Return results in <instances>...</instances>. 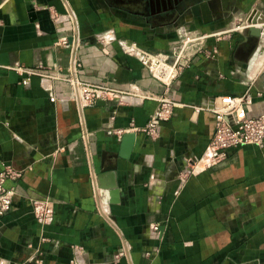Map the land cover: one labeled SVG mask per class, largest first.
Masks as SVG:
<instances>
[{
  "label": "crops",
  "instance_id": "obj_1",
  "mask_svg": "<svg viewBox=\"0 0 264 264\" xmlns=\"http://www.w3.org/2000/svg\"><path fill=\"white\" fill-rule=\"evenodd\" d=\"M206 6L166 25L143 0H0V171L22 172L0 264H264V145L214 167L207 153L223 97L248 92L249 115H264V34L257 50L249 34L251 21L264 33V0ZM183 29L204 51L170 85L119 45L169 54ZM18 67L113 91L85 105L69 81L25 85ZM163 100L172 115L153 139L139 130ZM33 200L53 202L50 222Z\"/></svg>",
  "mask_w": 264,
  "mask_h": 264
},
{
  "label": "built area",
  "instance_id": "obj_2",
  "mask_svg": "<svg viewBox=\"0 0 264 264\" xmlns=\"http://www.w3.org/2000/svg\"><path fill=\"white\" fill-rule=\"evenodd\" d=\"M53 18L56 19L55 16ZM198 41L199 37L194 31L183 29L179 45L169 54L152 55L132 40H119V45L128 56L138 59L149 70L152 77L165 85H170L180 75L185 66L193 60V57L204 51L202 46L196 47L193 52L189 50L190 47H194L196 43H199ZM76 65L74 59L73 71L76 70ZM16 70L25 76L23 80L25 85L29 83L32 76H40L42 79L67 80L80 102L89 106L96 105L99 100H106L113 91L108 84L92 85L71 76H55L45 69L18 67ZM162 102L163 108L156 116L151 117L144 128L139 130V132L145 133L153 139L158 136V121L166 120L172 115L171 108L168 106L169 102L167 100ZM250 104L251 94L247 92L243 95L223 97L220 106L214 107L213 110L216 115L215 132L207 149V153L210 154V167L226 162L241 147H262L264 145V115L255 117L249 115L248 107ZM117 134L122 135L123 131H118ZM21 177L22 172L12 165H7L0 171V218L5 217L12 211L14 199L17 195L16 187H8L7 183L9 181H19ZM31 205L38 220L44 223L52 220L55 213L52 201L33 200ZM78 249L82 251L81 247ZM121 255H123V252L118 253L117 258ZM71 264H79L76 254L71 260Z\"/></svg>",
  "mask_w": 264,
  "mask_h": 264
},
{
  "label": "flooded vegetation",
  "instance_id": "obj_3",
  "mask_svg": "<svg viewBox=\"0 0 264 264\" xmlns=\"http://www.w3.org/2000/svg\"><path fill=\"white\" fill-rule=\"evenodd\" d=\"M143 2L148 5L152 18L158 17L164 20V24L174 25L185 12L188 10L193 12V7L200 5L204 0H143Z\"/></svg>",
  "mask_w": 264,
  "mask_h": 264
},
{
  "label": "water",
  "instance_id": "obj_4",
  "mask_svg": "<svg viewBox=\"0 0 264 264\" xmlns=\"http://www.w3.org/2000/svg\"><path fill=\"white\" fill-rule=\"evenodd\" d=\"M208 1L209 0H204V2L201 3L200 5H196L195 7H193V13L196 15H199L201 13H203V15H206L207 14L206 2ZM236 1L237 0H221L222 5L225 9L229 8L232 2H236ZM256 23L257 21H251V24L249 26V34L252 38L255 39V43H254L255 50H257V48L259 47L261 37H262V32H263V28L256 26ZM105 174H110L108 175V177L110 178V183L109 185H104V187H108L110 189L111 197H114L117 195V190H116L117 185H116L115 175L112 172H104L99 176L100 181H102V178H104L103 176ZM114 200L112 199L111 202L115 203Z\"/></svg>",
  "mask_w": 264,
  "mask_h": 264
},
{
  "label": "bare ground",
  "instance_id": "obj_5",
  "mask_svg": "<svg viewBox=\"0 0 264 264\" xmlns=\"http://www.w3.org/2000/svg\"><path fill=\"white\" fill-rule=\"evenodd\" d=\"M263 34H264V33L262 32V36H263Z\"/></svg>",
  "mask_w": 264,
  "mask_h": 264
}]
</instances>
